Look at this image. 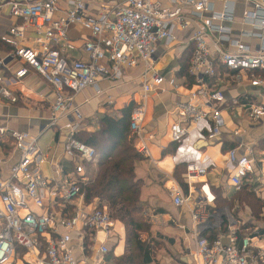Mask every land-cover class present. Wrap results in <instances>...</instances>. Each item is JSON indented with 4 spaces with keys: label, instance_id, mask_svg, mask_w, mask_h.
<instances>
[{
    "label": "built area",
    "instance_id": "built-area-1",
    "mask_svg": "<svg viewBox=\"0 0 264 264\" xmlns=\"http://www.w3.org/2000/svg\"><path fill=\"white\" fill-rule=\"evenodd\" d=\"M0 1L15 19L21 20L20 25L0 36V43L7 48L6 55L0 57V71L9 61L17 66L9 76L0 73V101L15 104L17 96L11 86L32 71L55 94L50 126L64 119L63 128L68 132L61 161L51 155L52 148L43 151L37 137L0 128V138L11 141L16 155L7 177L0 178V264H15L17 260L22 264H80L79 257L83 264H106L115 221L106 203L85 200L83 187L90 180L87 168L96 165L97 156L92 147L75 138L81 121L79 110L73 106L75 96L91 87L99 94L100 81L119 80L123 67H140L137 80L141 93L129 128L136 152L146 156L148 95L166 85L174 92L180 90L174 78H166L157 69L159 48L168 51L176 44L177 33L193 25L188 76L195 87L188 90L187 102L176 103L181 118L170 126V137L180 146L188 137L183 123L199 125L209 120L205 138L216 140L224 126L219 107L226 101L213 85L219 69L236 83L243 75L252 79L254 73L264 71V0H244L252 8L242 12L243 29L236 39L231 36L235 16L230 0H222L221 12H211L216 0H110L100 4L104 12L100 17L88 13L91 0H64L62 9L61 0ZM57 12L61 16L57 17ZM71 25L89 35L81 59L67 57L75 51L68 37ZM28 28L35 35L31 47L24 45ZM247 116L250 122H259L264 117V106H247ZM259 161L264 165V152L260 160L251 151L242 155L235 149L228 152V163L234 168L230 177L234 191L243 188ZM5 163V158H0V165ZM44 164L50 167L49 176L43 173ZM204 174V169L188 163V189ZM197 194L195 202L191 192L184 193L178 187L170 191L174 206L190 208L194 255L199 263L264 264V247L257 245L264 237L257 230L252 236L242 237L228 209L213 207L215 197L205 182Z\"/></svg>",
    "mask_w": 264,
    "mask_h": 264
},
{
    "label": "crops",
    "instance_id": "crops-1",
    "mask_svg": "<svg viewBox=\"0 0 264 264\" xmlns=\"http://www.w3.org/2000/svg\"><path fill=\"white\" fill-rule=\"evenodd\" d=\"M230 1L234 3L235 16L231 24V36L236 39L243 29L240 24L242 12L252 7L244 0ZM110 2V0H91L88 13L100 17L104 13L100 10V4ZM222 5V0H216L211 12H221ZM62 6L65 7L64 0L60 2L61 9ZM184 11L189 12L188 9ZM210 14H206V17ZM56 16H61V12H57ZM20 24L21 20L15 19L10 14L9 7L0 1V36L8 28ZM193 30L192 25L187 30L178 32L176 44L172 45L168 51L159 48L157 69L166 78H174L180 85V90L174 92L167 85L162 86L150 93L146 102L144 130L148 154L146 156L139 154L142 160L135 164V175L142 185L140 205L144 219L149 224V231L140 233V239L158 242L151 264H200L194 255L195 244L191 234L190 208L176 207L172 203L170 191L176 187L184 193L191 192V197L196 202L197 191L205 182L215 197L213 207L229 210L232 207L226 205L225 202L232 200L235 193L245 199L242 195L247 192L259 200L261 206L257 212L245 204H236V207L231 209L235 216L237 212L242 213L241 217L238 213L235 219L239 232L241 231L240 235L242 237L252 236L251 233L257 230L259 235L264 237V165L259 161L253 173L245 179L243 188L236 192L230 184L234 168L228 163V152L232 149H235L238 155L251 151L257 160H260L264 152V117L259 122L253 123L247 116V106L251 104L264 106V71L254 73L252 79L243 75L241 82L236 83L229 81L226 72L219 69V78L213 85L222 92L226 100L225 104L219 107L224 123L221 135L214 141L205 138V128L207 125L210 126L209 120L199 125L183 123L188 130L187 139L180 146L171 142L170 126L181 118L178 115L176 103L187 102L190 97L188 90L195 87L193 79L187 76V63L183 64L180 60L183 55L191 54L190 38ZM25 37L24 45L28 47L35 45V35L31 28L26 29ZM68 37L75 46V51L68 53L67 57L70 60L81 59L83 57L81 49L89 39V35L79 27L71 25L68 28ZM6 49L0 43V57L6 55ZM214 57L213 53L211 59L214 60ZM16 67L14 62L9 61L7 68L0 73L3 72L4 75L9 76ZM140 73V67H123L122 77L119 80L100 81L97 84L99 94L93 87L78 93L73 101V106L81 114L77 134H91L97 131L100 119L109 111L108 107L113 106L112 112L120 116V111L126 106L132 102L137 104L141 93L140 83L137 80ZM11 89L17 96V102L10 104L0 101V128L37 137L39 147L43 151L52 148L53 154L51 155L62 161V144L68 132L63 128L66 122L64 119L60 120L55 127L50 126L52 117L50 107L55 98L52 87L30 71L21 82L12 85ZM109 101L112 103L110 104ZM0 158L6 160L5 164L0 165V178L2 179L7 177L11 165L16 162V155H13L10 140L0 138ZM188 163H193L205 170L204 176L196 180L191 189H188L186 182ZM42 170L45 176L50 175L48 164H44ZM90 174L88 167L89 179ZM249 229H252L251 233ZM205 235L212 239L211 234L206 233ZM99 238L101 240L102 236L100 235ZM223 242L227 244V239ZM256 242L253 241V243ZM111 243L109 246L112 256L121 257L126 249L125 230L124 226L117 221L112 231ZM257 245L264 247V240L258 242ZM19 254L21 256V252ZM77 259L80 264H83L80 257ZM15 264H22V262L17 260ZM86 264H92V262Z\"/></svg>",
    "mask_w": 264,
    "mask_h": 264
},
{
    "label": "trees",
    "instance_id": "trees-1",
    "mask_svg": "<svg viewBox=\"0 0 264 264\" xmlns=\"http://www.w3.org/2000/svg\"><path fill=\"white\" fill-rule=\"evenodd\" d=\"M190 55L187 54L188 58L183 60V64L187 63L188 66ZM136 107L132 102L120 111V116L112 112L113 106L108 107L109 111L100 119L97 131L75 136L92 147L97 156L93 178L83 187L86 202L98 200L106 203L112 219L124 226L126 249L121 257L107 259L108 264H151L158 246V242L142 241L139 236L149 231V224L140 205L142 185L135 175V164L142 157L134 148L129 128L130 116ZM233 197L230 201H224L229 207L245 204L256 212L260 210L259 200L247 192L242 195L245 199L236 193Z\"/></svg>",
    "mask_w": 264,
    "mask_h": 264
},
{
    "label": "rangeland",
    "instance_id": "rangeland-1",
    "mask_svg": "<svg viewBox=\"0 0 264 264\" xmlns=\"http://www.w3.org/2000/svg\"><path fill=\"white\" fill-rule=\"evenodd\" d=\"M187 58H188L187 55H183L182 57H180V60L183 61V60H185V59H187ZM95 169H96L95 165L92 166V167H90V171H91L90 178H91V179L93 178L94 170H95ZM231 209H232V208H231ZM231 209H230V210L228 209V211L230 212V214L233 216L234 219H236V216H237L238 213H239V216L241 217V214H242L241 212H237V213H236V216H235L234 211H231ZM249 232L251 233V232H252V229H249ZM111 244H112V243H111ZM111 250H112V248H111ZM110 257H112V251H111L110 254L106 257V261H105V262H107V259H109Z\"/></svg>",
    "mask_w": 264,
    "mask_h": 264
}]
</instances>
